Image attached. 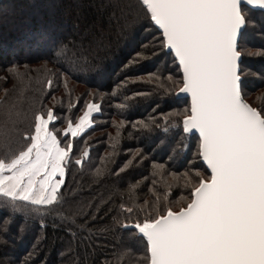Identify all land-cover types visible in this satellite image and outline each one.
Returning a JSON list of instances; mask_svg holds the SVG:
<instances>
[{
    "label": "trees",
    "instance_id": "16d2710c",
    "mask_svg": "<svg viewBox=\"0 0 264 264\" xmlns=\"http://www.w3.org/2000/svg\"><path fill=\"white\" fill-rule=\"evenodd\" d=\"M241 9L243 96L260 110L264 11ZM181 81L140 0H0V159L27 150L37 115L55 109L49 130L62 133L88 102L103 105L53 205L0 195V264H148L147 243L123 225L179 210L209 178L199 138L182 130Z\"/></svg>",
    "mask_w": 264,
    "mask_h": 264
},
{
    "label": "snow or ice",
    "instance_id": "6c2138e0",
    "mask_svg": "<svg viewBox=\"0 0 264 264\" xmlns=\"http://www.w3.org/2000/svg\"><path fill=\"white\" fill-rule=\"evenodd\" d=\"M242 3L264 9V0H143L181 70L176 95L190 97L182 130L198 133V157L211 173L193 188L186 207L135 225L146 238L150 264H264V107H251L243 96ZM102 108L88 102L62 133L49 130L60 119L55 109L47 119L37 115L27 150L0 159V195L36 212L53 205L74 142L95 127Z\"/></svg>",
    "mask_w": 264,
    "mask_h": 264
},
{
    "label": "water",
    "instance_id": "95a60500",
    "mask_svg": "<svg viewBox=\"0 0 264 264\" xmlns=\"http://www.w3.org/2000/svg\"><path fill=\"white\" fill-rule=\"evenodd\" d=\"M141 1V3L143 4V0H140ZM246 6V7H248V8H250V9H252V10H259V11H264V9H259V8H253V7H251V6H249V5H247L246 3H242L241 4V7L242 6ZM143 6L146 8V6L143 4ZM147 10V9H146ZM149 15H150V13H149ZM150 20H151V17H150ZM152 21V20H151ZM152 23H153V25L158 29V31L161 33V35H162V31L154 24V22L152 21ZM245 27V26H244ZM244 27L242 28V30H241V32L243 31V29H244ZM241 32H240V34H241ZM240 34H239V38H240ZM166 51L167 52H170L169 50H167L166 49ZM172 55H173V57H174V54L172 53ZM240 61H241V57H240V60H239V64H240ZM239 70H240V67H239ZM181 71V70H180ZM182 74V73H181ZM182 86V85H181ZM179 92V89L177 90V92L176 93H178ZM177 96V95H176ZM177 97H180V98H187L188 100H189V108H190V97H188V96H186V95H179V96H177ZM245 100V99H244ZM245 102L246 103H248L246 100H245ZM249 104V103H248ZM250 105V104H249ZM251 106V105H250ZM252 107V106H251ZM184 119V118H183ZM183 119H182V126H183ZM190 135H197V137L199 138V136H198V133H189ZM201 162L203 163V161L201 160ZM204 164V163H203ZM204 166L206 167V165L204 164ZM207 169V168H206ZM207 171L209 172V178H208V180L210 179V175H211V173H210V170H208L207 169ZM187 206V205H186ZM185 206V207H186ZM184 208V207H183ZM181 209V208H180ZM180 209L179 210H177V211H175V212H178V211H180ZM166 214V213H165ZM145 221V220H144ZM144 221H142L141 223H143ZM137 223H140V222H134V223H128V224H124L123 225V228L124 229H131V230H135L136 231V233H137V235L138 236H140V237H142L144 240H145V242L147 243V241H146V238H144L141 234H139L138 233V230L135 228V225L137 224ZM149 254V253H148ZM148 264H150V257H149V262H148Z\"/></svg>",
    "mask_w": 264,
    "mask_h": 264
},
{
    "label": "rangeland",
    "instance_id": "374dc122",
    "mask_svg": "<svg viewBox=\"0 0 264 264\" xmlns=\"http://www.w3.org/2000/svg\"><path fill=\"white\" fill-rule=\"evenodd\" d=\"M98 82V81H97ZM245 99V98H244ZM246 100V99H245ZM247 101V100H246ZM248 102V101H247ZM249 103V102H248ZM250 104V103H249ZM251 105V104H250ZM252 106V105H251ZM253 107V106H252ZM184 118V117H183ZM44 119H47V117L46 118H44ZM205 180H208L207 178H204ZM189 203V202H188ZM185 207V206H184ZM183 208V207H182Z\"/></svg>",
    "mask_w": 264,
    "mask_h": 264
},
{
    "label": "crops",
    "instance_id": "0c3cea01",
    "mask_svg": "<svg viewBox=\"0 0 264 264\" xmlns=\"http://www.w3.org/2000/svg\"><path fill=\"white\" fill-rule=\"evenodd\" d=\"M7 174V173H6Z\"/></svg>",
    "mask_w": 264,
    "mask_h": 264
}]
</instances>
